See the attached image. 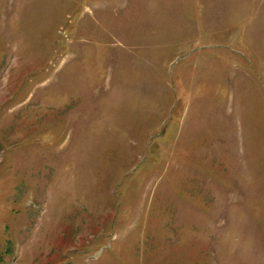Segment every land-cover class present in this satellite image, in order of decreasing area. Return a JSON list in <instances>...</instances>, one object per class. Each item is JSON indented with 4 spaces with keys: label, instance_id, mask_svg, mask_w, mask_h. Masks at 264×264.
<instances>
[{
    "label": "rangeland",
    "instance_id": "1",
    "mask_svg": "<svg viewBox=\"0 0 264 264\" xmlns=\"http://www.w3.org/2000/svg\"><path fill=\"white\" fill-rule=\"evenodd\" d=\"M0 264H264V0H0Z\"/></svg>",
    "mask_w": 264,
    "mask_h": 264
}]
</instances>
